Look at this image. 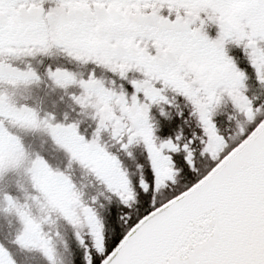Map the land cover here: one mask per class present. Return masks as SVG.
<instances>
[{
    "label": "snow or ice",
    "instance_id": "obj_1",
    "mask_svg": "<svg viewBox=\"0 0 264 264\" xmlns=\"http://www.w3.org/2000/svg\"><path fill=\"white\" fill-rule=\"evenodd\" d=\"M0 264H264V0H0Z\"/></svg>",
    "mask_w": 264,
    "mask_h": 264
}]
</instances>
